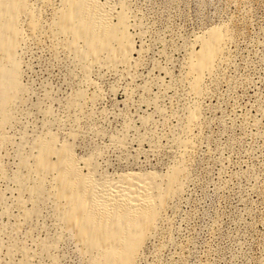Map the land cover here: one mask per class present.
I'll return each instance as SVG.
<instances>
[{
    "label": "rangeland",
    "instance_id": "obj_1",
    "mask_svg": "<svg viewBox=\"0 0 264 264\" xmlns=\"http://www.w3.org/2000/svg\"><path fill=\"white\" fill-rule=\"evenodd\" d=\"M82 1L24 0L17 17L0 264H92L52 180L33 173L51 147L98 183L154 182L158 217L134 264H264V0H99L130 37L114 67L106 54L86 65L60 30ZM216 35L221 55L195 92L194 56Z\"/></svg>",
    "mask_w": 264,
    "mask_h": 264
},
{
    "label": "bare ground",
    "instance_id": "obj_2",
    "mask_svg": "<svg viewBox=\"0 0 264 264\" xmlns=\"http://www.w3.org/2000/svg\"><path fill=\"white\" fill-rule=\"evenodd\" d=\"M23 9L24 0H0V120L4 119L11 98L9 91L17 84L20 44L17 17ZM59 27L61 32L71 35L77 57L88 66L99 61L103 54L108 56L111 67L116 66L130 43L125 20L116 18L99 0H84L66 11ZM81 42L84 45L78 47ZM220 42L219 36H213L195 54L192 66L195 92L205 73L219 59ZM54 155L58 156L57 163L52 161ZM35 164L33 173L39 180H52L55 196L62 203L59 216L74 231L83 252L91 256V263L134 264L158 217L154 182L126 175L115 183H98L78 167L70 149L58 154L54 148H47ZM36 183L33 192L43 188Z\"/></svg>",
    "mask_w": 264,
    "mask_h": 264
}]
</instances>
